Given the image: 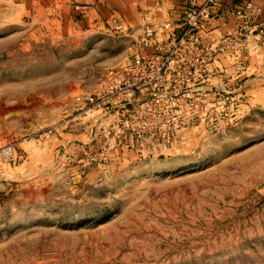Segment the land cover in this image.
<instances>
[{
	"label": "rangeland",
	"instance_id": "1",
	"mask_svg": "<svg viewBox=\"0 0 264 264\" xmlns=\"http://www.w3.org/2000/svg\"><path fill=\"white\" fill-rule=\"evenodd\" d=\"M165 36L0 0V264H264V89Z\"/></svg>",
	"mask_w": 264,
	"mask_h": 264
},
{
	"label": "crops",
	"instance_id": "2",
	"mask_svg": "<svg viewBox=\"0 0 264 264\" xmlns=\"http://www.w3.org/2000/svg\"><path fill=\"white\" fill-rule=\"evenodd\" d=\"M190 0H55L62 10L71 13L76 26L79 27H112L121 25L120 32L129 28H137L142 34L147 24L159 28L168 18L180 22ZM199 4L205 0H197ZM252 4V9L247 5ZM231 9H234L231 11ZM215 12L224 11L223 15L211 20V33L223 35L240 28L244 19L239 12H247L250 17L248 27V45L244 52H220L216 56L215 66H225L230 70L238 64H244L246 83L251 84V90L264 89V36H259L257 30L264 23V0H221V5L215 7ZM255 85L256 87H254ZM260 85V86H259Z\"/></svg>",
	"mask_w": 264,
	"mask_h": 264
},
{
	"label": "built area",
	"instance_id": "3",
	"mask_svg": "<svg viewBox=\"0 0 264 264\" xmlns=\"http://www.w3.org/2000/svg\"><path fill=\"white\" fill-rule=\"evenodd\" d=\"M221 5V0H205L199 4L197 0H190L186 6L185 14L180 22L175 21L173 18H168L163 21L159 28H155L153 25L147 24L143 29L142 39L145 41H153L156 36L161 33L166 35L167 39L182 43L188 49L183 53L187 62L190 59L196 58L198 61V67L195 68V74L193 71L187 68L183 72L182 84L186 89H193L194 81L198 79V72L201 71V75L205 72V66L217 67L214 65L215 58L221 50L226 47L229 48L232 42L238 43L241 47L245 45V40L248 38V27L250 26V17L247 12H239V17L244 19V24L234 31L223 34L221 36L211 33V20L223 15L224 11L215 12V7ZM248 9H252V4L247 5ZM234 9H231L233 11ZM115 29L120 30L121 25L117 24ZM259 36H264V23L259 26L257 30ZM207 60H213L207 62ZM178 63V61H176ZM174 63V60H170L169 64ZM155 66L154 61L151 59L147 62L146 57L142 56L135 58L133 61H129L117 70H111L110 73L120 74L118 77V85L125 84L131 90L136 88V83L133 79L145 78ZM150 76V75H149ZM129 77V79H127ZM133 94V91H130Z\"/></svg>",
	"mask_w": 264,
	"mask_h": 264
}]
</instances>
